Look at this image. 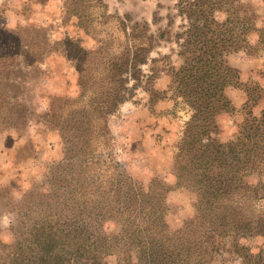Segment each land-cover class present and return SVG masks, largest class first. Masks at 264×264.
I'll list each match as a JSON object with an SVG mask.
<instances>
[{
	"label": "trees",
	"instance_id": "obj_1",
	"mask_svg": "<svg viewBox=\"0 0 264 264\" xmlns=\"http://www.w3.org/2000/svg\"><path fill=\"white\" fill-rule=\"evenodd\" d=\"M178 8L186 19L176 35L181 63L173 67L167 55L153 58L147 77L154 79L155 65L162 63L170 76L168 89L191 110L174 168L177 184L196 195L195 217L168 232L164 195L135 190L121 166L103 158L106 119L124 99V75L138 79L139 64L148 61L155 45L147 28L141 39L137 23L129 27L118 16L107 15L102 0H91L84 12L99 28L98 45L85 53L88 64L78 66L83 91L50 115L64 140L73 183L65 186L61 202L17 210L14 239L1 245L0 264H104L112 251L123 255L121 264H210L211 249L224 237L230 236L248 259L253 254L238 244V237L264 241V207H254L256 199H264V109L253 111L264 88H248L245 115L234 136L225 142L216 137L217 117L233 110L226 88L240 84L227 55L251 47L254 15L238 0H180ZM218 12L223 19H217ZM104 27L107 37L102 40ZM251 175L258 177L255 185L246 181ZM50 199L58 198L51 194ZM108 220L120 223L118 233L103 230Z\"/></svg>",
	"mask_w": 264,
	"mask_h": 264
},
{
	"label": "rangeland",
	"instance_id": "obj_2",
	"mask_svg": "<svg viewBox=\"0 0 264 264\" xmlns=\"http://www.w3.org/2000/svg\"><path fill=\"white\" fill-rule=\"evenodd\" d=\"M238 1L252 11L255 30L248 35L250 48L227 55L228 63L238 70L240 84L225 91L233 110L217 117L216 137L221 142L231 139L243 121L248 88L253 84L264 88V0ZM102 2L107 15L118 16L129 27L137 23L139 38L147 28L153 35L150 43L155 45L148 61L139 64L138 79L124 75V99L106 119L108 140L103 158L118 163L133 180L135 190L164 195L163 218L168 232L173 233L196 215V195L177 184L174 168L191 110L168 89L170 76L162 63L155 65L154 79L147 76L153 58L167 55L173 67L179 66L175 37L186 19L178 8L180 0ZM90 5L91 0H0V247L13 242L17 210L61 202L65 186L73 183L64 140L50 115L83 91L78 66L88 64L85 53L98 45L95 34L99 28L85 17ZM216 17L221 20L224 14L218 12ZM107 29L100 28L104 30L102 40ZM263 109L264 96L253 106L255 114ZM246 181L255 185L258 177L251 175ZM51 194L58 199L51 200ZM254 207L263 209L264 199H256ZM103 230L116 234L120 223L105 221ZM237 242L253 256L244 258V251L236 250L227 236L211 249L210 264H264L260 237L242 236ZM122 256L112 251L103 262L121 264Z\"/></svg>",
	"mask_w": 264,
	"mask_h": 264
},
{
	"label": "crops",
	"instance_id": "obj_3",
	"mask_svg": "<svg viewBox=\"0 0 264 264\" xmlns=\"http://www.w3.org/2000/svg\"><path fill=\"white\" fill-rule=\"evenodd\" d=\"M176 38V37H175ZM175 44H176V47H177V50L174 49L176 51V54H177V51H178V43H177V39L175 40ZM178 56V55H177ZM179 57V56H178Z\"/></svg>",
	"mask_w": 264,
	"mask_h": 264
}]
</instances>
